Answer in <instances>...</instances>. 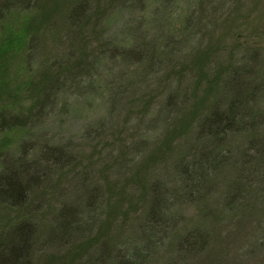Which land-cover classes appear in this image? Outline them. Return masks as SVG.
<instances>
[{"label":"rangeland","instance_id":"1","mask_svg":"<svg viewBox=\"0 0 264 264\" xmlns=\"http://www.w3.org/2000/svg\"><path fill=\"white\" fill-rule=\"evenodd\" d=\"M128 1L134 8L123 26L126 14L122 0H38L33 15L15 22L20 27L12 35L14 42L34 36L36 44L29 66L15 59L0 77V102L18 114L32 111L45 87L58 77L59 65L74 68L90 57L93 64L82 82L77 86L71 82L72 88L81 93L70 95L68 88L64 90L60 97L66 100L52 111V118L31 131L48 134L58 146H69L74 161L63 170L50 172L21 209L0 206V229L28 221L40 232L45 231L63 203L77 201L75 190L78 180L83 179L88 187L98 189L103 212L96 226L88 236L67 246L37 251L33 264H88L93 254L92 264H264V239L261 249H256L258 235L264 233V228L262 231L256 226L264 211L259 212L260 206L246 212L234 209L230 214L224 210L231 171L216 178L217 187L204 208L194 204L178 208L179 224L170 242L166 226L170 222L141 219L149 206L152 183L162 182L161 189H154L161 194L165 185L174 193L189 183L184 172L174 171V164L190 144L197 120L217 97V82L225 65L245 49H253L259 51L261 60L259 66L251 64V75L255 79L264 76V0H201L196 33L179 48L172 64L138 85L136 93L126 97L108 117V85L113 83L115 91L119 81L143 68L137 66L121 79V73L129 68L120 63L119 50L129 44L147 48L149 55L161 52L168 39L185 36L192 23L190 12L200 5L199 0H174L178 12L172 14L169 0ZM79 2L86 4V13L79 25L69 28L68 13ZM7 27L4 24L5 31ZM9 30L6 34L12 33ZM114 35L111 44L95 53ZM70 52L74 57L69 60ZM233 73L218 103L236 101L240 105L239 101L260 97L264 80L250 83L247 77ZM172 91L178 112L161 123L160 108ZM96 120L104 124L99 127L100 133L90 141L79 140L81 133H93L89 125ZM29 133L16 131L0 138L3 145L14 149L27 140ZM232 142V149L244 144L240 136ZM190 170L194 173V168ZM199 228L210 232L209 247L178 260L189 250L183 244H191L185 234Z\"/></svg>","mask_w":264,"mask_h":264},{"label":"trees","instance_id":"2","mask_svg":"<svg viewBox=\"0 0 264 264\" xmlns=\"http://www.w3.org/2000/svg\"><path fill=\"white\" fill-rule=\"evenodd\" d=\"M127 1L121 2L126 14L122 26L127 25L130 20V11L134 8ZM199 2L197 9L194 7L190 12L192 23L186 30L185 36L168 39L170 42H167L161 52L149 55L147 48L129 44L119 50L120 63L129 68V71L125 70L126 72L121 73V79L131 75L133 68L137 66H143V68L137 74L133 73L130 78L119 81L115 91L112 89L113 83L108 85L110 94L105 96L107 106L103 105L107 109L108 117L117 110L126 97L136 93L138 85L172 64L175 56H178L180 52L179 48L186 45L196 33L199 14L202 12V1L199 0ZM167 3L169 12L176 14L178 5L175 1L169 0ZM38 5V0H0V77L6 73L5 69H8L15 59L20 60L23 65L31 64L32 54L36 48L34 36L14 42L12 35L16 33L15 29L20 27L21 19L33 15ZM85 6V3L79 2L71 8L67 16L69 28L79 25L82 21L86 13ZM18 20L19 25L16 24ZM4 24H8L6 31ZM8 30L12 33L6 34ZM5 35H8V39H5ZM115 36L101 43L95 53L99 52L102 46L111 44ZM172 46L173 49H171ZM73 57V52L68 53L67 59L70 60ZM260 60L259 51L245 49L240 52L236 60L232 59L225 65L223 73L218 78L217 97L212 101L208 111L197 120L190 144L181 153V159L174 164V171L184 172L186 175L184 179L189 181L181 190L182 192L173 193L172 187L165 185L162 194L157 193L154 189H161L162 182L155 181L151 184L149 206L141 219L146 218L150 222L162 219L170 222L166 225L169 227L168 242L171 240L173 230L175 231L179 224L178 208L184 204H194L204 208L207 198L217 187L216 178L229 171L233 174L228 185L229 193L224 197V210H228L230 214L234 209L246 212L260 206L262 210L259 212L264 211V107L261 106L264 102V86H261L262 93L259 98L252 97L256 99L239 101L240 105L236 101L224 104L217 102L224 93L223 87L232 71L233 75L240 73V77H247L250 83L256 80L263 81L264 76L261 75L255 79L249 69L251 64L259 66ZM92 64L90 57L78 66L76 64L74 68L65 66L63 68L59 65L58 77L45 87L28 115L18 114L0 102V136L5 138L4 134H12L16 131L30 132L27 140L19 142L14 149L3 145L4 140L0 138V206L21 209L27 204L31 192L40 187L50 172L63 170L74 161L75 155L69 146H58L48 134L41 132L33 134L31 131L52 118V111L60 102L66 100L60 97L64 90L68 88L70 95L81 93L72 88L71 82L75 86L82 82L83 78L89 76ZM175 98L174 91L165 97L159 113L161 123L176 113ZM244 105L246 110L242 111ZM239 122L242 123L240 127ZM89 127H92L95 135L85 131L79 135V140L94 139L96 134L100 133L99 127H104V124L102 120H96L90 123ZM237 136L243 138V147L232 149L233 138ZM191 168H194V173L190 170ZM170 183L174 184L173 181ZM77 186V189L75 188L77 201L63 203L45 231L40 232L33 223L28 221L15 222L0 229V264H33L37 251L67 246L79 237L88 236L92 232L103 212L98 189L94 186L88 187L83 179L78 180ZM175 194H179V198H176ZM203 215L206 216L208 213ZM260 220L256 228L263 231L264 214ZM258 236L260 241L256 249L259 251L264 233L260 232ZM185 238L187 240L190 238L191 244H183L189 246V250L178 260L190 254L198 255L200 252H205L211 243L209 242L210 232L205 231L204 228L193 229L185 234ZM195 238L197 240L192 242ZM160 245L161 243L158 246ZM210 254L213 255V252L211 251ZM93 256L89 258L88 264L95 261Z\"/></svg>","mask_w":264,"mask_h":264}]
</instances>
